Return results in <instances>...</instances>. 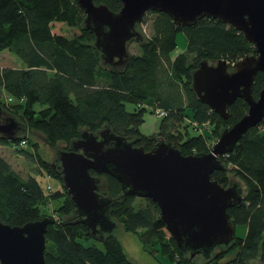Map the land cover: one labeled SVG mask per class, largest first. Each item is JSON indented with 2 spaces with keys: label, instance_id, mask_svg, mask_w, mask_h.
<instances>
[{
  "label": "trees",
  "instance_id": "16d2710c",
  "mask_svg": "<svg viewBox=\"0 0 264 264\" xmlns=\"http://www.w3.org/2000/svg\"><path fill=\"white\" fill-rule=\"evenodd\" d=\"M94 2L113 12L120 8L119 0ZM148 14L149 34H141L138 51L128 53L123 65L112 67L101 62L91 32L81 27L82 10L73 0H0V51L8 50L21 63L20 68L0 67V108L16 122L13 138L0 136V145L9 144L16 153L31 158L40 175L60 182L53 190L30 174L22 179L0 156V221L17 226L35 221L48 215L51 203L56 219L46 225L45 264L134 263L113 231L91 235L78 221L60 180L58 162L40 157L28 130L40 132L46 144L54 146L57 141L76 139L81 130L96 133L108 128L144 150L160 137L183 155H197L207 152L213 136L246 112L241 98L227 106L225 118L211 112L191 91L190 73L200 60L232 63L251 54V43L217 19L202 17L180 27L163 12L147 11L140 23ZM53 23L76 28L78 34L67 38L53 33ZM178 31L185 35V47L173 55ZM262 83L257 72L251 84L254 98ZM126 103L132 108L126 109ZM155 109L164 113L157 128L148 135L141 133L143 114H153ZM188 120L207 121L209 131L198 133ZM188 129L196 132L190 134ZM219 160L224 168L213 170L210 179L225 187L229 185L227 172L232 171L244 184L241 201L226 209L228 220L233 226L243 225L244 232L239 236L234 232L232 242L215 247L209 258L188 257L178 250L157 206L146 198L121 196L113 177L100 175L98 191L112 199L110 218L125 232L135 234L142 249L153 257L159 254L169 264H264V115Z\"/></svg>",
  "mask_w": 264,
  "mask_h": 264
},
{
  "label": "water",
  "instance_id": "95a60500",
  "mask_svg": "<svg viewBox=\"0 0 264 264\" xmlns=\"http://www.w3.org/2000/svg\"><path fill=\"white\" fill-rule=\"evenodd\" d=\"M73 1L83 13L81 27L91 32L92 46L107 66L123 65L128 59L127 43L142 41L136 27L147 11L163 12L180 27L202 17L217 19L253 46V53L232 63L200 60L190 73L196 99L221 118L236 98L247 106L237 121L219 132L208 152L183 155L160 137L144 150L103 128L96 133L81 130L67 150L57 153L62 185L78 221L91 235L110 234L116 226L108 215L112 199L98 191L99 176L106 174L119 183L121 196L146 198L157 206L178 250L188 257L209 258L215 247L232 242L234 226L226 209L242 198L235 183L223 187L209 175L224 168L219 156L231 151L264 115V0H119L115 12L94 0ZM257 72L263 83L254 98L251 84ZM15 127L14 119L0 108V136L11 140ZM52 221L47 216L19 226L0 221V264H45L44 235Z\"/></svg>",
  "mask_w": 264,
  "mask_h": 264
},
{
  "label": "rangeland",
  "instance_id": "374dc122",
  "mask_svg": "<svg viewBox=\"0 0 264 264\" xmlns=\"http://www.w3.org/2000/svg\"><path fill=\"white\" fill-rule=\"evenodd\" d=\"M151 15L148 14L145 16V22L139 23L136 27V30L139 31L143 36L149 34V21ZM51 31L53 33L61 34L67 38H70L74 35L78 34V29L68 27L63 23H53L51 26ZM185 35L183 32L178 31L175 34V43L176 48L172 52V54H176L182 51L185 47ZM138 43L134 41H129L127 43V51L128 53H136L138 51ZM20 61L15 58L8 50L3 49L0 51V67L4 66H18L20 65ZM126 109H131L132 105L130 103L125 104ZM5 114V112H3ZM159 118L155 117L152 113L146 111L143 114V122L139 126V130L143 134H151L157 128ZM189 133H193L191 129H188ZM208 131L205 130V133ZM32 141L36 143V147L38 153L42 159L48 162L57 161V153L61 150H67L69 148L70 142L65 141H57L54 146H49L44 141L43 135L38 131L28 130L26 133ZM217 136H213V141L208 144V148L210 149L213 142L216 140ZM207 150V152L209 151ZM28 151L31 152V149L28 148ZM0 156L6 160V162L10 165L11 169L17 173L22 179H25L29 174L36 177L41 184L48 183L53 190L57 189L60 186V182L55 177H49L47 174L40 175L38 173L37 164L31 159L22 154L16 153L9 144L0 145ZM227 176L229 179V184L235 183L240 190V193L244 192V184L243 182L232 173V171L227 172ZM102 183V179H100ZM51 203H48V215L52 219H56L54 213L50 209ZM116 226L113 229L112 234L119 240L122 245L123 251L129 258L131 262L134 264H169V261L166 258L161 257L159 254L153 257L150 254L146 253L137 238V236L131 232H125L122 230L121 226L115 220ZM234 232L237 236L242 235L244 232V226L241 224H237L234 226ZM230 256V255H229ZM228 256V257H229ZM226 257V258H228Z\"/></svg>",
  "mask_w": 264,
  "mask_h": 264
},
{
  "label": "built area",
  "instance_id": "2783aa9c",
  "mask_svg": "<svg viewBox=\"0 0 264 264\" xmlns=\"http://www.w3.org/2000/svg\"><path fill=\"white\" fill-rule=\"evenodd\" d=\"M5 100L10 101V98L6 97ZM163 114H164L163 111L160 109H155L153 111V115L157 118H160L161 116H163ZM188 123H190V125L193 127V129L196 130L198 133H205V130L209 131L210 124L207 121H204L202 123H196L193 120H188ZM25 143L26 142L24 140L20 141V146L24 147ZM46 187H47V189H49V186H46Z\"/></svg>",
  "mask_w": 264,
  "mask_h": 264
},
{
  "label": "crops",
  "instance_id": "0c3cea01",
  "mask_svg": "<svg viewBox=\"0 0 264 264\" xmlns=\"http://www.w3.org/2000/svg\"><path fill=\"white\" fill-rule=\"evenodd\" d=\"M7 67H9V66H7ZM10 67H12V66H10ZM20 67H21V65L14 66V67H12V68H20Z\"/></svg>",
  "mask_w": 264,
  "mask_h": 264
}]
</instances>
